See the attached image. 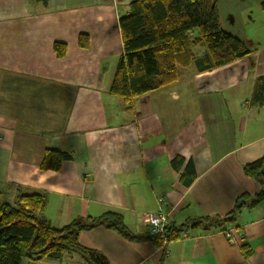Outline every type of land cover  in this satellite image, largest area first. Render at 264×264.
I'll use <instances>...</instances> for the list:
<instances>
[{
	"label": "crops",
	"instance_id": "1",
	"mask_svg": "<svg viewBox=\"0 0 264 264\" xmlns=\"http://www.w3.org/2000/svg\"><path fill=\"white\" fill-rule=\"evenodd\" d=\"M132 1L0 0V203L40 194V217L58 229L115 212L143 239L162 195L170 224L182 228L176 239L156 246L98 225L80 231L79 244L109 264H264V199L233 222L198 224L215 223L240 197L249 205L261 189L243 166L264 156L263 112L249 103L264 73V29L243 17L251 7L264 12V0L218 4L222 28L248 55L204 71L180 67L174 83L128 105L109 89L122 54L119 19ZM55 42L66 44L64 57ZM192 51L207 54L203 43ZM51 149L71 155L58 171L40 168ZM37 263L87 264L74 251Z\"/></svg>",
	"mask_w": 264,
	"mask_h": 264
},
{
	"label": "trees",
	"instance_id": "2",
	"mask_svg": "<svg viewBox=\"0 0 264 264\" xmlns=\"http://www.w3.org/2000/svg\"><path fill=\"white\" fill-rule=\"evenodd\" d=\"M46 2V0H41ZM220 0H134L129 12L119 19L122 37V54L116 64L110 93L131 105L134 98L174 83L179 68L195 64L200 71L229 64L250 53L248 45L226 32L220 23ZM260 6L264 9V1ZM197 31L194 36L193 32ZM203 43L207 54L196 57L192 47ZM89 37L80 34L78 45L86 48ZM53 50L61 58L67 46L55 42ZM250 105L262 109L264 116V73L253 84ZM71 155L57 150H47L41 169L58 171L62 162ZM245 175L261 187L259 193L246 205L241 197L231 212L210 223L209 218L198 224L212 226L221 222H233L236 213L244 206H253L264 199V156L243 166ZM45 208L42 195L20 194L12 204L0 203V264H21L23 260L37 262L45 256L59 258L66 251H74L87 264H109L98 251L85 248L78 242V234L101 225L116 231L129 240H150L156 246L176 239L182 228L169 224L164 235H148L136 239L124 225L122 216L107 212L99 217L73 220L61 229L54 228L40 215ZM197 224V223H196ZM247 255L251 250L247 244ZM28 263V264H29ZM162 264V263H160Z\"/></svg>",
	"mask_w": 264,
	"mask_h": 264
},
{
	"label": "built area",
	"instance_id": "3",
	"mask_svg": "<svg viewBox=\"0 0 264 264\" xmlns=\"http://www.w3.org/2000/svg\"><path fill=\"white\" fill-rule=\"evenodd\" d=\"M157 210L153 213L148 214L149 222V235H164L165 228L170 224L169 211L170 207L169 200L165 196H157ZM29 264H38L37 262H30Z\"/></svg>",
	"mask_w": 264,
	"mask_h": 264
},
{
	"label": "rangeland",
	"instance_id": "4",
	"mask_svg": "<svg viewBox=\"0 0 264 264\" xmlns=\"http://www.w3.org/2000/svg\"><path fill=\"white\" fill-rule=\"evenodd\" d=\"M253 17V19L256 20V22L254 23V25L252 27H256L257 30H259V33H260V30H263L264 29V12L262 11V9H260L258 6L257 7H251L248 14L244 15V20L247 19V17ZM250 25V23H249ZM248 29V33L250 35H252V28L251 26ZM258 33V32H257ZM204 48V46H203Z\"/></svg>",
	"mask_w": 264,
	"mask_h": 264
}]
</instances>
